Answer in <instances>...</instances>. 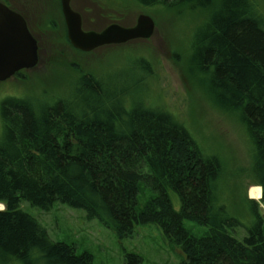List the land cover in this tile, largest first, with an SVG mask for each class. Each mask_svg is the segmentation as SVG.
<instances>
[{"label":"trees","instance_id":"trees-1","mask_svg":"<svg viewBox=\"0 0 264 264\" xmlns=\"http://www.w3.org/2000/svg\"><path fill=\"white\" fill-rule=\"evenodd\" d=\"M125 4L205 12L182 71L211 105L245 129L251 164L240 177L261 187L264 204V0H125L119 5ZM134 59L138 69H132L143 75L133 80V89L117 74L82 72L68 64L76 76L66 97L40 106L17 97L0 103V264H92L89 252L76 253L73 244L52 240L21 209L27 202L49 210L57 201L85 210L87 218L96 217L118 238L131 236L136 225L155 224L185 253L181 264H264L257 204L246 197L254 205L255 224L236 239L227 228L237 220L215 204L223 162L204 153L180 119L149 101V91L141 87L151 63ZM142 184L156 193L138 208ZM184 220L210 232L195 236ZM141 262L136 253L124 255L123 264Z\"/></svg>","mask_w":264,"mask_h":264},{"label":"rangeland","instance_id":"rangeland-1","mask_svg":"<svg viewBox=\"0 0 264 264\" xmlns=\"http://www.w3.org/2000/svg\"><path fill=\"white\" fill-rule=\"evenodd\" d=\"M0 1L28 16L39 45L38 62L25 71V76L15 75L0 81V103L8 97H17L33 100L40 106L66 97L76 76L68 64H77L82 72L89 70L97 75L110 74V77L117 74L122 85L133 89V80L143 75L142 71L132 69L136 67L134 58L145 57L151 63L152 72L145 77L141 88L149 91V101L180 119L201 150L223 162L222 173L215 184V204L224 206L227 215L237 220L236 225L227 228L228 232L242 240L255 224L254 205L248 197L257 204L264 234L261 194L254 198L250 193L251 188L260 186H249V177H240L242 170L251 164V143L245 129L232 115L211 105L183 74L193 32L206 17L205 12L187 10L185 6L174 11L159 6L119 5L125 0L119 4L114 0H71L70 5L81 15L82 28L86 31H100L112 23L131 27L141 13L149 15L155 24L152 36L147 39L103 45L84 52L66 41L59 0ZM1 129L0 118V133ZM154 193L155 190L142 184L137 195L138 208ZM170 198L179 209L177 197L171 194ZM23 204L21 209L33 216L52 240L73 244L76 253L89 252L92 264H123L126 252L138 254L141 264H181L186 259L182 249L167 241L155 224L136 225L131 236L118 238L96 217L87 218L81 208L58 201L49 210L27 202ZM3 207L0 204V209ZM183 225L195 236L210 232L208 226L192 220H184Z\"/></svg>","mask_w":264,"mask_h":264},{"label":"water","instance_id":"water-1","mask_svg":"<svg viewBox=\"0 0 264 264\" xmlns=\"http://www.w3.org/2000/svg\"><path fill=\"white\" fill-rule=\"evenodd\" d=\"M71 0H60L68 42L77 50L89 52L103 45L122 44L152 36L155 24L144 13L136 23L124 27L109 24L100 31L83 30L81 15L70 5ZM38 45L24 18L0 1V81L15 76L21 69L34 67L38 62Z\"/></svg>","mask_w":264,"mask_h":264},{"label":"flooded vegetation","instance_id":"flooded-vegetation-1","mask_svg":"<svg viewBox=\"0 0 264 264\" xmlns=\"http://www.w3.org/2000/svg\"><path fill=\"white\" fill-rule=\"evenodd\" d=\"M60 1V0H59ZM5 4H7V3H5ZM7 6H9L11 9H13V10H15L16 12H18L23 18H24V20H25V22H26V24H27V27H28V29H29V31L31 32V34L34 36V34H33V32H32V28H31V25H30V22H29V18H28V16H26L25 15V13L23 12V11H20V10H18V9H15V8H13L12 6H10L9 4H7ZM64 20V19H63ZM64 22V21H63ZM64 26H65V24H64ZM84 30V29H83ZM66 31V30H65ZM34 38L36 39V37L34 36ZM36 41H37V39H36ZM38 42V41H37ZM37 45H38V43H37ZM39 51V45H38V50H37V52ZM28 69H31V68H28ZM28 69H22V70H20L19 72H17V74H16V76H20V77H23V76H25L24 75V73H25V71H27Z\"/></svg>","mask_w":264,"mask_h":264},{"label":"bare ground","instance_id":"bare-ground-1","mask_svg":"<svg viewBox=\"0 0 264 264\" xmlns=\"http://www.w3.org/2000/svg\"><path fill=\"white\" fill-rule=\"evenodd\" d=\"M250 193H251L252 197L259 198L260 194H261V189H260V187H253V188H251Z\"/></svg>","mask_w":264,"mask_h":264}]
</instances>
